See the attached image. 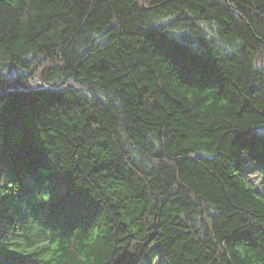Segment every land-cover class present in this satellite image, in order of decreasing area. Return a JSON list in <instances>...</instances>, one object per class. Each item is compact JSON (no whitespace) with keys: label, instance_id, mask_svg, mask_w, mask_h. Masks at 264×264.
Here are the masks:
<instances>
[{"label":"trees","instance_id":"obj_1","mask_svg":"<svg viewBox=\"0 0 264 264\" xmlns=\"http://www.w3.org/2000/svg\"><path fill=\"white\" fill-rule=\"evenodd\" d=\"M31 3L0 0V264L93 232L111 264H264V0Z\"/></svg>","mask_w":264,"mask_h":264},{"label":"clouds","instance_id":"obj_2","mask_svg":"<svg viewBox=\"0 0 264 264\" xmlns=\"http://www.w3.org/2000/svg\"><path fill=\"white\" fill-rule=\"evenodd\" d=\"M9 4L13 9H20L19 15L12 22L18 23L24 30H27L30 22L41 12L46 11L38 3H31V0H9ZM4 47L0 45V55L7 58L8 53L4 51ZM188 101L191 105H196L198 101H202V104L195 110L201 113L215 114L216 116H222L231 107L226 99L218 100L214 94L208 92L201 94L192 93L188 96ZM216 108L223 111H214ZM86 243L91 255L84 260L83 264H111L113 257L111 256V252L107 250L104 240L99 233L93 232L91 238Z\"/></svg>","mask_w":264,"mask_h":264},{"label":"rangeland","instance_id":"obj_3","mask_svg":"<svg viewBox=\"0 0 264 264\" xmlns=\"http://www.w3.org/2000/svg\"><path fill=\"white\" fill-rule=\"evenodd\" d=\"M252 179L257 183L260 184L262 181L261 175L259 173H254L252 175ZM259 181V182H257ZM164 251V246L161 243H154L146 252L145 256L142 258L140 264H155L157 258L155 257L156 252Z\"/></svg>","mask_w":264,"mask_h":264},{"label":"snow or ice","instance_id":"obj_4","mask_svg":"<svg viewBox=\"0 0 264 264\" xmlns=\"http://www.w3.org/2000/svg\"><path fill=\"white\" fill-rule=\"evenodd\" d=\"M262 51H264V50H262ZM2 107H3V105L0 104V108H2ZM29 251L32 252V251H35V249H29Z\"/></svg>","mask_w":264,"mask_h":264}]
</instances>
